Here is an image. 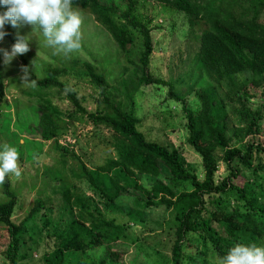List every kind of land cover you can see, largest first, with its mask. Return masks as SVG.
I'll return each mask as SVG.
<instances>
[{"label":"trees","instance_id":"obj_1","mask_svg":"<svg viewBox=\"0 0 264 264\" xmlns=\"http://www.w3.org/2000/svg\"><path fill=\"white\" fill-rule=\"evenodd\" d=\"M141 1L144 0H73L72 6L91 14L111 34L124 55L138 43L139 62L145 68L154 43L152 18L138 11ZM154 1L186 15L189 30L200 40L197 58L215 79H234L236 73L248 70L252 85H264V0ZM3 30L15 43L17 32L12 28ZM84 64L82 74L88 75L98 88L96 107L88 110L77 91L60 78L73 68L49 65L44 75L35 77L36 83L44 88L38 95L36 124L41 138L51 140L54 145H58L57 137L67 130L70 119L102 125L112 130L114 154L103 163L88 167L71 152L77 160L72 175L66 172L65 162H61L63 172L53 175L54 185H58L61 195L60 213L53 221L52 205L35 198L26 214L28 217L16 222L12 215L18 193L8 189L6 184L4 189L9 198L0 202V231H5L8 237L1 249L7 261L25 264L24 260L38 249L45 231L53 238V246L43 252L44 264H106L108 250L97 256L89 254L90 250L102 244L112 249L130 225L107 216L91 195L82 194L73 178L83 177L93 195H98L105 205L113 204L131 188L139 189L141 192L136 201L139 208L130 213L133 222L142 221L141 210L150 204L168 209L170 215L165 223L166 232L172 238L167 258L170 264H189L195 256L199 257L196 264H219L238 242L264 245V140H248L244 147L230 144L234 134L243 138L261 131L262 113L245 104L249 96L245 84L239 104V124L229 133L228 111L212 89L203 87L199 90L200 106L193 110L186 106L181 95L172 91L170 80L152 76L145 70L139 76V82L167 84L169 92L183 100L188 130L186 140L201 156L203 164V178H199L185 167L178 147L149 139L138 128L133 111L112 94L104 71H98L93 62L86 60ZM4 79L0 71V104L5 96ZM53 88L64 91L75 109L63 111L54 104ZM67 88L72 90L66 91ZM132 91L129 88L125 94L130 98ZM62 148L67 151L66 146ZM216 150L221 151L227 170L220 179L215 177ZM243 168L252 172L251 182L243 179ZM162 169L167 171L172 182L187 181L191 188L177 189L171 181H163ZM141 174H149L154 180L145 185L137 180ZM39 211L40 225L34 219ZM65 212L67 217L60 225ZM191 247L193 251L186 250ZM154 264H162V261Z\"/></svg>","mask_w":264,"mask_h":264},{"label":"rangeland","instance_id":"obj_2","mask_svg":"<svg viewBox=\"0 0 264 264\" xmlns=\"http://www.w3.org/2000/svg\"><path fill=\"white\" fill-rule=\"evenodd\" d=\"M6 10L0 5V13ZM79 10L84 15L81 29L82 46L78 51L68 55L57 53L54 48L46 46L45 38L39 28L32 29L30 25L13 28L11 24H6L4 27V29H14L22 36L28 35L30 40V50L16 56L9 65L3 63V52H0V71L5 77V96L0 104V144L8 143L16 146L21 157V177L17 179L15 176H9L5 183L0 185V202L9 198L4 189L6 184L8 189L18 193L15 212L12 215L16 222L28 217L26 214L35 198L44 199L47 204L52 205V221L58 218L61 195L58 185H54L56 182H53V175L63 172L61 162H65V169L69 174L77 167V160L73 158L71 152L77 154L88 167L103 163L107 157L114 154L112 130L102 125H94L91 121L68 120L67 130L57 137L58 145H54L51 140L42 139L36 120L39 116L38 95L44 88L36 81L34 86L31 83L23 84L20 79L23 75V66L29 68V81L44 75L49 65H66L73 68L60 78L75 89L82 104L88 110H92L97 105L98 88L88 75L82 74V69L85 67L84 61L93 62L97 70L104 71L108 77L114 97L133 111L138 119L137 126L146 137L169 147H178L185 167L193 170L199 178H203V164L201 156L186 140L188 130L183 100L186 106L193 110L198 109L201 88L212 89L214 95L221 99L228 111L226 123L230 133L239 124V109H241L239 104L242 87L245 84L249 96L244 102L262 113L261 131L243 138L234 134L230 144L244 147L248 140H264V85H252L248 70L236 73L234 79L221 81L215 79L197 58L200 40L197 34L189 30L187 17L181 10L154 0L138 3L139 13L152 18L150 24L154 49L145 68L139 62L138 43L137 46H132L128 55H124L111 34L102 25L91 14ZM13 44V41L5 35L3 40H0V49L10 51ZM143 70L152 76L170 80L172 91L181 95L183 100L176 99L169 92L167 84L139 82ZM129 88L133 90L130 98L125 94ZM52 91V101L61 110L75 109L64 91H58L56 88ZM62 146H66L67 151ZM63 153H65L64 160ZM215 155L217 158L215 177L220 179L227 170L221 158V151L216 150ZM242 176L248 182L253 178L248 168L242 169ZM161 179L171 181L165 169L161 171ZM73 180L82 194L91 195L93 201L98 202L107 216H114L117 221L128 222L130 225L125 231V236L115 241L112 249L102 244L92 248L89 254L97 256L108 250L105 257L106 264H154L160 261L162 264H170L167 258L170 255L172 238L166 232L165 223L170 215L168 209L154 204L145 206L140 214L142 221L136 223L131 220L130 213H134L136 208H139L136 202L141 192L139 189L131 188L113 204L105 205L98 195H93L84 177ZM137 180L148 185L154 178L149 174H141ZM171 183L177 189L191 188L187 181H171ZM39 213L41 211L34 215L38 225L41 224ZM62 216L60 225L66 219L67 213H63ZM7 240L6 232L0 231V264H10L1 253ZM52 246L53 238L43 231L37 245L38 249L34 250L24 263L44 264L42 254ZM186 250L193 251L194 248ZM198 261L199 257L195 256L189 264H196Z\"/></svg>","mask_w":264,"mask_h":264},{"label":"clouds","instance_id":"obj_3","mask_svg":"<svg viewBox=\"0 0 264 264\" xmlns=\"http://www.w3.org/2000/svg\"><path fill=\"white\" fill-rule=\"evenodd\" d=\"M0 5L7 9L0 13V40L7 35L3 30L6 24H11L13 28L30 25L32 29L42 31L46 46L54 48L57 53L68 55L81 48L84 15L79 7L73 8V0H0ZM15 39L10 51L0 49L5 65L30 50L28 35L22 36L17 32ZM22 72L20 79L23 84L31 83L34 86L35 80L29 81V68L23 66ZM20 159L16 146L0 144V185L9 176L21 177ZM219 264H264V245L238 242L220 259Z\"/></svg>","mask_w":264,"mask_h":264}]
</instances>
